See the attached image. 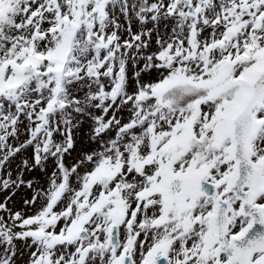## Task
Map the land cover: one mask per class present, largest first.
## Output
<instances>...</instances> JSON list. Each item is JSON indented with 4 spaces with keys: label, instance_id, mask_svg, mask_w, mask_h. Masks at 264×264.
Here are the masks:
<instances>
[{
    "label": "snow or ice",
    "instance_id": "6c2138e0",
    "mask_svg": "<svg viewBox=\"0 0 264 264\" xmlns=\"http://www.w3.org/2000/svg\"><path fill=\"white\" fill-rule=\"evenodd\" d=\"M0 264H264V0H0Z\"/></svg>",
    "mask_w": 264,
    "mask_h": 264
},
{
    "label": "rangeland",
    "instance_id": "374dc122",
    "mask_svg": "<svg viewBox=\"0 0 264 264\" xmlns=\"http://www.w3.org/2000/svg\"><path fill=\"white\" fill-rule=\"evenodd\" d=\"M23 194H21V196H22ZM19 199V198H18Z\"/></svg>",
    "mask_w": 264,
    "mask_h": 264
}]
</instances>
